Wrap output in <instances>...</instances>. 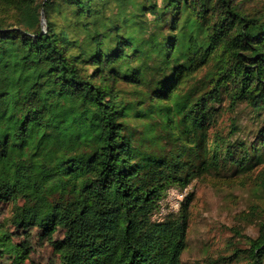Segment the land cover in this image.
I'll return each mask as SVG.
<instances>
[{
  "label": "trees",
  "instance_id": "obj_1",
  "mask_svg": "<svg viewBox=\"0 0 264 264\" xmlns=\"http://www.w3.org/2000/svg\"><path fill=\"white\" fill-rule=\"evenodd\" d=\"M250 1L0 0L11 224L59 229L61 264H187L194 193L156 220L168 189L264 161V0ZM242 103L259 122L235 137L219 120ZM245 237L242 263L264 264V217Z\"/></svg>",
  "mask_w": 264,
  "mask_h": 264
},
{
  "label": "rangeland",
  "instance_id": "obj_2",
  "mask_svg": "<svg viewBox=\"0 0 264 264\" xmlns=\"http://www.w3.org/2000/svg\"><path fill=\"white\" fill-rule=\"evenodd\" d=\"M263 0L250 1V8H260ZM235 119L240 131L235 135L248 137L259 122L245 103L226 110L219 126L227 131ZM264 161L254 167L249 178L230 179L226 174H208L194 178L184 188L183 197L169 192L161 200L154 219L162 220L179 210L185 196L194 193L188 247L182 255L187 264H243L242 250L248 248L245 236L256 237L264 217V189L257 177ZM187 188V189H186ZM179 200V205L177 201ZM11 207L0 203V264H61L62 232L46 233L34 227L18 229L10 221ZM5 235V236H4ZM240 249L238 254L236 250ZM223 257H230L227 262Z\"/></svg>",
  "mask_w": 264,
  "mask_h": 264
},
{
  "label": "built area",
  "instance_id": "obj_3",
  "mask_svg": "<svg viewBox=\"0 0 264 264\" xmlns=\"http://www.w3.org/2000/svg\"><path fill=\"white\" fill-rule=\"evenodd\" d=\"M187 189V188H186ZM169 192H172V194L176 195L181 199L183 197V192H181L177 187L173 186L169 189ZM177 205H179V200L177 201Z\"/></svg>",
  "mask_w": 264,
  "mask_h": 264
}]
</instances>
